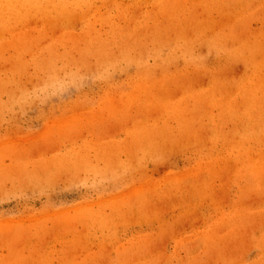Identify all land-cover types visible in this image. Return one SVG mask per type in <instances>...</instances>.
<instances>
[{
	"label": "rangeland",
	"instance_id": "374dc122",
	"mask_svg": "<svg viewBox=\"0 0 264 264\" xmlns=\"http://www.w3.org/2000/svg\"><path fill=\"white\" fill-rule=\"evenodd\" d=\"M0 264H264V0H0Z\"/></svg>",
	"mask_w": 264,
	"mask_h": 264
}]
</instances>
